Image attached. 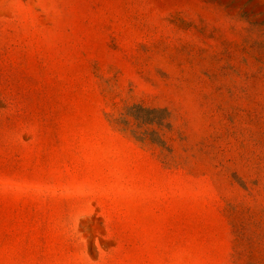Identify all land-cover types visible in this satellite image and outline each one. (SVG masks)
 <instances>
[{"label":"rangeland","instance_id":"obj_1","mask_svg":"<svg viewBox=\"0 0 264 264\" xmlns=\"http://www.w3.org/2000/svg\"><path fill=\"white\" fill-rule=\"evenodd\" d=\"M0 264H264V0H0Z\"/></svg>","mask_w":264,"mask_h":264}]
</instances>
